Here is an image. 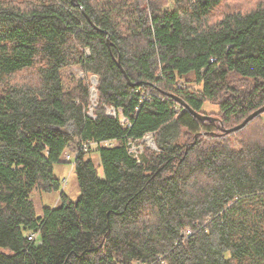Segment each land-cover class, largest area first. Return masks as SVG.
I'll use <instances>...</instances> for the list:
<instances>
[{
  "label": "trees",
  "instance_id": "1",
  "mask_svg": "<svg viewBox=\"0 0 264 264\" xmlns=\"http://www.w3.org/2000/svg\"><path fill=\"white\" fill-rule=\"evenodd\" d=\"M224 1L0 0V264H264V113L220 125L264 106V2L212 21Z\"/></svg>",
  "mask_w": 264,
  "mask_h": 264
},
{
  "label": "rangeland",
  "instance_id": "2",
  "mask_svg": "<svg viewBox=\"0 0 264 264\" xmlns=\"http://www.w3.org/2000/svg\"><path fill=\"white\" fill-rule=\"evenodd\" d=\"M13 1L24 2L27 0H13ZM261 2L263 3L264 0H226L216 10V12L211 17V20L213 21L217 19L218 17H220L222 14L226 12H231V11L241 12V11L250 10ZM92 76L94 75H89L85 78L86 79L85 83L86 84L88 83L90 88L91 86L94 85L92 82ZM82 78H84V75L77 67H73L71 69L64 71V82L67 87H70L73 84V81H76ZM17 80L21 81V79H17ZM96 100H97V96H93V95L91 96V93H90L89 108H88L89 115L93 114V109L96 106ZM201 111L204 114L216 115L218 113V107L215 105L206 103L203 106ZM110 113L113 114L114 112L110 110ZM261 122H264V119H261ZM71 130H72V127L69 126L67 128V131L70 132ZM237 137H240V136L237 135ZM258 139H260V137L256 138V140ZM116 144H117L116 142H113L111 145H116ZM102 145L107 146L109 144H102ZM144 147H148L150 149L155 150V145L152 142V134H147L145 138H143L140 142L132 144V146L130 147V151L135 154L142 153L144 150ZM69 148L74 149L76 147L75 145H71ZM89 149H88L89 151L86 152L85 154V158L90 159L95 164V166L98 167L99 157L96 152L97 148L94 145H91ZM53 173H54V176L60 180L61 186H60L59 192H63L71 200H75L79 194V189H78V184H77L76 176L74 173V169L71 163H66V164L60 163V164L54 165ZM31 200L33 201L37 216H41L43 214L44 208H52L57 204L59 200V193L58 192L44 193V192L35 190L31 194ZM28 237L29 238L33 237L34 240H37L36 235H30Z\"/></svg>",
  "mask_w": 264,
  "mask_h": 264
},
{
  "label": "water",
  "instance_id": "3",
  "mask_svg": "<svg viewBox=\"0 0 264 264\" xmlns=\"http://www.w3.org/2000/svg\"><path fill=\"white\" fill-rule=\"evenodd\" d=\"M74 1V0H73ZM107 43L109 45V40L107 39ZM117 65L119 67V69L121 70V67H120V64L119 62H117ZM122 73L124 74L123 70H121ZM124 76L126 77V75L124 74ZM92 82L94 85L97 84V77L96 76H92ZM91 86L90 88V93H91V96H96V91H95V87ZM176 101L179 102L182 106H184L185 108H188L187 105H185L180 99L176 98ZM191 113L199 120H211V121H216L217 119L214 118V117H210V116H207V115H202L200 113H196L192 110H190ZM262 113H264V106H262L261 108H259L258 110L254 111L253 113H251L250 115H248L239 125L235 126V127H232V128H229V129H225L222 127V124L220 123L221 125V129L223 130L224 133L226 134H229V133H232V132H235V131H239L241 130L242 128L245 127V125L250 122L251 120H253L255 117L261 115ZM153 142V141H152Z\"/></svg>",
  "mask_w": 264,
  "mask_h": 264
},
{
  "label": "built area",
  "instance_id": "4",
  "mask_svg": "<svg viewBox=\"0 0 264 264\" xmlns=\"http://www.w3.org/2000/svg\"><path fill=\"white\" fill-rule=\"evenodd\" d=\"M109 113H110V111H109ZM92 145H93V144H92ZM90 146H91V145H90ZM85 147H86V146L84 145L82 149L85 150ZM78 152H79V150L76 149V148H74V149L67 148V149L63 152L61 159H62V161H63L65 164H66V163H71V165H72L74 159H75L76 156L78 155ZM185 234H186V235H189V234H190V231H188V230L185 231Z\"/></svg>",
  "mask_w": 264,
  "mask_h": 264
}]
</instances>
